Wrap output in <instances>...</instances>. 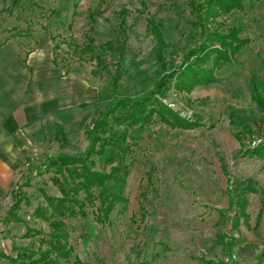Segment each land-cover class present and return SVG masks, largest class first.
Instances as JSON below:
<instances>
[{
    "label": "rangeland",
    "instance_id": "1",
    "mask_svg": "<svg viewBox=\"0 0 264 264\" xmlns=\"http://www.w3.org/2000/svg\"><path fill=\"white\" fill-rule=\"evenodd\" d=\"M123 10L127 48L119 70V52L103 48L122 41ZM149 20L161 26L166 42L160 61ZM195 22L187 0H0V41L12 40L22 53L51 41L61 72L97 87L102 100L75 108L61 125L67 142L56 137L53 119L30 132L17 182L0 202V264H21L7 257L39 248L42 235L27 236L29 228L49 231V224L34 216L45 203L42 190L60 195L45 162L60 153L84 152L87 128L114 96L152 93L159 78L204 40ZM218 23L220 30L239 28L240 37L250 40L234 64L219 68L216 83L191 94L173 86L159 96L199 126L172 128L156 116L145 129H130L127 210L116 211L111 223L98 221L94 207L85 218L66 220L73 255L62 264H264V159L243 155L264 143V106L253 99L251 88L256 75L264 94V0H245L242 9ZM91 41L103 67L90 51ZM117 71L121 77L113 91ZM233 115L251 133L233 125ZM250 179L256 192L248 195L247 220L233 201L237 184ZM16 201L20 206L12 217Z\"/></svg>",
    "mask_w": 264,
    "mask_h": 264
},
{
    "label": "trees",
    "instance_id": "2",
    "mask_svg": "<svg viewBox=\"0 0 264 264\" xmlns=\"http://www.w3.org/2000/svg\"><path fill=\"white\" fill-rule=\"evenodd\" d=\"M195 25L200 28L204 40L201 44L183 56L182 64L169 74H163L156 83L155 90L138 97H113L99 110L86 130L88 146L84 152L75 154L60 153L45 162V172H52L51 181L58 188L60 195H51L42 190L44 204L39 205L34 216L49 224V231L44 229L34 230L29 228L27 236L42 235L39 239V248L34 251H25L16 259L7 257L11 262L21 264H62L68 262L73 255L70 245V233L66 220L85 218L89 215V208L94 207L95 218L102 223H111L116 211L123 213L127 210L129 200L126 196V185L130 169L126 159L131 152L128 142L130 129L139 127L145 129L153 123L158 116L160 120L171 126L183 130L197 128L198 123L188 121L165 105L159 96L163 95L173 86L179 93L191 94L194 89L202 85H210L218 81L216 71L222 66H232L236 56L250 42L247 38L240 37V29L231 26L220 30L217 26L218 19L230 15L244 7L245 0H187ZM127 11L120 13V27L123 28V39L117 46L112 42L106 43L103 50L118 51L120 58L118 69L121 68L127 38L124 28ZM74 15L76 13L74 12ZM148 30L157 42L156 56L162 60L166 48L161 26L153 21H148ZM90 51L94 52L93 41ZM98 65L103 67L104 60L100 54L94 52ZM54 61L56 64L54 50ZM162 69L165 71V63ZM211 65V66H210ZM120 73L112 75L113 91L118 86ZM175 80L174 84L173 81ZM252 97L264 106L262 83L254 75L251 79ZM101 97L95 105H100ZM84 107L88 105H83ZM232 124L248 129L246 124L232 116ZM57 125L56 137L67 142L63 128ZM251 133V129H248ZM240 138V134H237ZM244 156L264 159V143L254 148L243 151ZM225 169V162L222 159ZM42 171V167L38 168ZM226 170V169H225ZM42 173V172H40ZM252 179L242 184H237V194L234 204L238 208L239 216L249 219L246 214L248 195L256 192ZM19 201L11 208L9 215L14 216L19 209ZM34 233V234H33ZM6 257V256H5Z\"/></svg>",
    "mask_w": 264,
    "mask_h": 264
},
{
    "label": "crops",
    "instance_id": "3",
    "mask_svg": "<svg viewBox=\"0 0 264 264\" xmlns=\"http://www.w3.org/2000/svg\"><path fill=\"white\" fill-rule=\"evenodd\" d=\"M99 94L97 87L61 72L51 41L28 53L10 39L0 41V202L17 182L30 132L44 120L63 125L76 107H89Z\"/></svg>",
    "mask_w": 264,
    "mask_h": 264
},
{
    "label": "clouds",
    "instance_id": "4",
    "mask_svg": "<svg viewBox=\"0 0 264 264\" xmlns=\"http://www.w3.org/2000/svg\"><path fill=\"white\" fill-rule=\"evenodd\" d=\"M33 55H35V54H33Z\"/></svg>",
    "mask_w": 264,
    "mask_h": 264
}]
</instances>
